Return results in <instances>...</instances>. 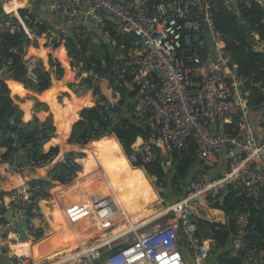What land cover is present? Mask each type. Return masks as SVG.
I'll return each mask as SVG.
<instances>
[{
  "label": "built area",
  "instance_id": "built-area-1",
  "mask_svg": "<svg viewBox=\"0 0 264 264\" xmlns=\"http://www.w3.org/2000/svg\"><path fill=\"white\" fill-rule=\"evenodd\" d=\"M218 1L222 0H140L138 3L135 0H0V57L15 50L3 43L1 33L5 30L19 29L21 25L25 30L24 39L47 38L45 53L49 56V66L35 53L39 58L38 67L31 68L26 63L29 56H26L23 62L25 78L36 85L41 83L47 70L62 64L59 49L67 42L51 20L40 16V8L44 5L45 11L49 10L62 22L71 23L86 4L89 6L87 25L76 24L67 29L68 34L92 31V37L101 36L111 49L112 60L110 64L103 60L101 68H97L86 67L80 59L73 69L79 78L106 79L113 88L125 78L127 69L121 70V67L131 66L141 84V94L133 102L131 114L136 118L146 117L150 125L149 141L143 149H138L143 153V160L149 162L154 156L150 144L169 152L180 151L189 139L198 145L196 157L204 170L195 174L194 171L183 189L178 184L170 186L172 198L164 200L165 211L159 216L174 214L173 220L177 223L169 221L138 234L133 242L121 243L127 245L117 251H113L115 247L101 248L111 243L99 245L92 252L79 255L84 264H187L188 254L181 250L184 246L194 264H228L222 260L224 253L239 258L241 264H264V237L259 244L247 237L260 235L258 231L246 230L251 214L248 205L235 213L238 235L229 245L217 237L224 223L213 222L215 226L209 229L210 237L200 226L207 209L218 208L216 203L222 205L231 186L244 191L255 201V207L264 211V80L238 72L234 50L226 44L214 21ZM223 1L228 9L239 15L238 21L247 30L246 39L253 49L264 51V43L254 32L253 23L240 17L239 0ZM257 1L264 5V0ZM22 9H28L30 14L22 16ZM109 18L116 21V32L134 33L142 41L143 48L126 53L117 46L106 24ZM91 24H98V27L90 28ZM41 25L45 29L39 34ZM202 49H206V54ZM6 60L12 63L11 57ZM257 90L261 98H256ZM113 93L117 100L122 98L119 92ZM95 97L100 106L115 111L120 109L100 93ZM7 121L18 124L11 118ZM4 123L0 121V138H16L15 131L1 129ZM39 125L37 123L36 127ZM45 133L52 135L54 130L46 129ZM90 135L97 133L92 131ZM90 135L74 137L72 142L87 144L92 139ZM35 138L42 139L39 130ZM45 140L33 149L27 165L19 160L20 150L26 152L33 140L16 139L7 155L0 145V174L21 173L27 166L45 171L44 175L26 180L12 190V208L8 206V210L14 209L17 221L27 218V228L37 238L44 230L39 224L40 214L35 204L46 195L45 184L40 179H57L62 163L77 169L80 160L74 155H65L52 166L58 152L48 151L47 157L40 159L34 157L35 150L41 148L43 151ZM130 161L136 162L137 158L133 156ZM30 208L32 214H28ZM4 213V209H0V216ZM16 233L19 237L20 232L16 230ZM0 237H3L1 231ZM104 252L109 254L104 256ZM11 256L17 264L32 263L27 254L11 253Z\"/></svg>",
  "mask_w": 264,
  "mask_h": 264
},
{
  "label": "trees",
  "instance_id": "trees-1",
  "mask_svg": "<svg viewBox=\"0 0 264 264\" xmlns=\"http://www.w3.org/2000/svg\"><path fill=\"white\" fill-rule=\"evenodd\" d=\"M135 1L138 3L140 0ZM238 3L240 17L253 23L255 29L254 32H256L260 41L264 43V5L257 0H243L241 3L239 0ZM20 12L22 16L30 14L28 9H22ZM35 12L36 11L33 13ZM214 13V21L217 30L221 33L226 44L231 46L234 50V63L238 66V72L254 76V78L258 80H263L264 51H255L252 45L247 41V30L239 23V15L236 14L234 10L228 9L223 0L216 2ZM106 24L112 32L116 45L122 47L126 53L136 52L143 48L142 41L134 33L116 32L114 30L115 22L111 20L106 19ZM39 28V34H41L45 28L43 25ZM24 33L25 30L21 25H19V29L5 30L1 33L3 36V43L7 46H12L15 49L14 52L8 53L6 57H0V70L2 72V74H0V121L1 123L5 122L1 129L4 131L10 129L17 134L16 138H0V145L4 147L5 155L10 152L12 144L16 139L24 138L27 140H33L31 148L26 151L29 157L32 155L33 149L42 143L43 139L48 141L50 138L54 137L56 134V127L53 124L54 114L45 100V97L50 95H55L58 98L69 96L70 105L73 107V113L71 111L69 112L70 108H65L63 106L60 107L57 101H51V104L55 107L57 112L56 114L59 119L60 129H63L60 131L61 138L67 137L70 134L73 123H75L70 141H72V138L74 137H86L90 135L92 131H95L97 136H102L97 138L99 140L93 141L96 140L94 138L97 136H95L90 142L94 144L93 147L101 157L108 158V156H111V158H114L116 156L124 155L126 159L127 156L129 158L133 156L137 158V161L132 163L136 167L132 166L128 159L125 161V166L123 165L122 169V163L118 160L113 159V161H117V163H112L111 165L112 167L117 168L111 185V190L115 191L116 188L119 190L116 199L122 205L124 212L127 215H139L136 212V207L152 208L159 205L161 202L158 190L154 185L151 176H148L147 172L158 178L157 182L159 185L161 182H164L165 185L171 187L178 184V186L183 189L194 170H204L200 161L196 157L198 145L193 139L188 140L187 145L180 149V153H173L171 156V166H167V156H165L161 149L156 145L150 144L154 156L149 162L143 160L142 151H138L134 148V144L139 137H144L147 141L149 140L150 125L142 118L135 119L131 117L129 119L126 114H124L127 110L126 107L128 106L129 108L131 105V101L135 100L136 97L141 94L140 85L138 84V76L133 73L129 64L121 67V70H123V68L127 69L124 72L125 78L120 79L113 87V89L119 92L122 97L118 102V107L120 109L116 110L120 114L116 116L115 114H112L107 107L99 105L95 94L97 92L100 93L101 89L99 87L101 86V79L99 78L98 80L93 81L88 78H79V74L73 68L80 59L85 62L86 67L101 68V62L103 60H106L110 64L112 60L111 49L101 36L96 35L95 38L92 37V31H87L80 35L73 34L71 36L61 33L63 38L67 39L66 45L59 49L62 57V64H58L55 69L47 70L45 74L42 75V82L36 85L24 77L26 67L23 62L26 60V56H30L32 54L31 51H34L43 57L44 61L42 62H44L46 66H49V56L45 53V43L47 42V38L39 36L33 40L24 39ZM101 49L103 51L102 57L96 56L93 53ZM40 50H42V52H40ZM10 57L12 58V63H9L6 60ZM68 57H71L70 61L65 60ZM42 62L41 67H43ZM51 67L53 66L51 65ZM7 72H9L10 75H7ZM54 84L57 86L53 87ZM14 91L18 92L22 96L21 99L26 100V102L23 104L17 103L12 97V92ZM106 92L107 91H105L104 95L102 94L103 98H108L110 95L106 94ZM255 95L256 98H261L258 90L255 92ZM81 106H84L81 112V119L76 121ZM27 109H30L29 112ZM26 113L29 114L27 119H25ZM9 118L13 119V121H17L18 124L15 125L7 121ZM37 123H40L38 127H36ZM46 129H52L54 130V133L48 135L45 133ZM38 130L42 134V139L35 138ZM63 131H65V136L62 134ZM53 143H58V140L55 139L53 142L50 141L51 145ZM51 151L58 152V148L55 147L51 149ZM75 154L77 156H84V154L80 152ZM90 154L91 151L89 152V156ZM47 155L48 154L44 153L41 148L35 150L33 154V156L38 159L47 157ZM89 156L84 159L85 167L89 160ZM141 166H143L147 172ZM61 168L62 171L58 173L57 179L47 181L40 179V181L45 184L44 189L46 195L43 198L49 199L51 197L50 191L57 185L56 182L66 183L76 177L75 171L78 168L75 169L68 163H62ZM120 169L121 176L120 180H118L116 175ZM83 173H79V177ZM78 181L73 186L71 185L74 182L67 185L61 184L57 188L55 187L53 192L54 200L58 198L59 191L63 186L75 187L76 191L84 189V187H82L84 183L82 182L81 184H78ZM229 189L228 194L224 198V203L222 205L216 203L219 208L226 212L227 216V223L222 226L220 231H217V237H219L222 243H227L229 245L230 241L238 235L236 233L235 213L245 205H248L251 214L246 230L249 232L258 231L260 235L256 237V235L252 234L247 235V237L249 236L255 239L256 243L259 244L264 237V211L255 207V201L248 198L246 193L241 189L234 186H231ZM154 190H156V192L148 195L145 202L144 195ZM69 193H71V191H69ZM162 193L167 199L172 198L170 192L164 190ZM127 203H132L134 206L130 208L126 207L125 204ZM35 206L38 207L37 203ZM114 207L115 204L109 206V214L107 218L113 217L112 209ZM148 211L151 214L153 213L152 210ZM209 214L212 216L211 212H209ZM208 224L210 226H215V224L205 220L200 222V226L203 230L208 228ZM87 232L86 236L93 231L92 229H89ZM126 245L120 244L113 248V251L120 250V248H124ZM108 254L109 252H104V256ZM224 254L222 255L224 263L241 264L239 258L229 257L226 256V253ZM224 256L226 257L225 260Z\"/></svg>",
  "mask_w": 264,
  "mask_h": 264
},
{
  "label": "crops",
  "instance_id": "crops-1",
  "mask_svg": "<svg viewBox=\"0 0 264 264\" xmlns=\"http://www.w3.org/2000/svg\"><path fill=\"white\" fill-rule=\"evenodd\" d=\"M88 8L89 6H86L85 4V6L79 11V13L76 15L75 19L71 23L62 22V20H60L59 17L56 18L54 17L55 15L53 13H49V10L45 11L46 7L44 5L40 8L41 11L39 12L41 17L51 20L55 29H58L60 32L68 36H71V34H68L67 29L72 28V26L74 27V25L76 24L87 25ZM109 20L113 21L112 18H109ZM114 22L116 23L115 20ZM91 25L92 26L90 28L98 27V24H91ZM99 32H101V30ZM40 52H42V50H40ZM31 53L32 54L29 56V60H27L26 63H28V65L31 66V68L38 67L37 66L39 63L38 57L41 56L38 55L37 57L36 55H34L35 54L34 51H31ZM93 53L96 56H100V57L103 56L102 49L97 50ZM0 74H2V72ZM7 75H10V73L7 72ZM100 83H101V86L99 87L101 89L100 94L104 95L105 91H107L106 94H110L108 98H114V93H113L114 89L110 86L109 82L106 79H101ZM56 86H57L56 84L53 85V87ZM12 97L17 103L23 104L26 102V100L21 99L22 96L18 92L15 91L12 92ZM45 98H46L45 100L51 107L48 99L49 96H46ZM66 99H70V97L69 96H63L61 98L57 97L56 101L59 102L63 107L68 108L66 107V103H65ZM83 108L84 106L83 107L81 106L79 110V114L77 116L78 119L76 121L81 119V112ZM27 110L29 112L30 109ZM56 113L53 112L54 114L53 124L56 127V134L54 137L48 140L43 146V152L45 153L51 151V149L55 147L58 148V154L54 158L51 165L54 166L68 153L77 156L75 153L80 152L83 153L84 156H77L80 158L79 168L78 170L75 171L77 177L72 179L70 182H66V183L56 182L57 185L55 187L57 188L61 184L67 185L71 182H74L71 185L73 186L80 178L78 184H81L83 182L84 184L82 185V187H84V189L79 191L80 189L78 188L79 190L76 191L75 187L63 186V187H71V188H65L63 192L62 189H60L58 198L54 200V195H53V192L55 190L54 187L50 191L51 197L49 199L41 198L37 201L38 207L35 206L37 207V210L36 209L35 210L38 211V213L40 214L39 224L40 225L43 224L42 228L45 231L44 235H42V237L40 236L41 238H38L37 241L41 239L43 240L44 238H48L49 241L48 246L50 251L45 255H40L41 253L39 251L37 253H34V246L36 245L37 241H32L31 239L28 240L19 239L20 236L18 237L16 233L17 225L11 226L9 224L4 223V221L0 223V231L2 232L3 235L2 238L0 237V247L1 245L6 246L9 255L13 253L17 255L27 254L29 255V257L31 256L30 257V260L32 262L31 264H38L40 261H42V264H63L66 261V258L63 257H66L67 255H70V257L71 255L74 256V254H77L78 252L82 251L83 249L88 247V245L91 243H97V244L103 243L107 245L108 241H112V242L116 241L117 239L122 238L123 236L129 234L132 230L136 229L137 227H141L146 223H149L150 221L154 220L156 217L160 216L165 211L162 199H160L161 201L160 204L152 208L149 207L143 208L140 206L136 207V212L137 214L140 213L139 215H127L124 212L122 205L116 199V195L117 193H119V190L117 188L115 189V191L111 190L113 178L116 173V167H112L111 165L112 163L113 164L117 163V161H113V159L118 160L120 163H122V167H121L122 169L123 165L125 166V161H127L126 157L124 155H121V156H116L114 158H111V156H108V158H104L97 154L95 148L93 147L94 144L90 141H89L90 143L88 142L89 144L73 143L72 141H70V137L75 123H73L70 134L67 137L61 138L60 131H62L63 129H60L59 119ZM28 117L29 114L26 113L25 119H27ZM100 136L94 138L96 140L93 139L91 140L97 141L99 140L97 138H99ZM90 137L93 138L95 136L90 135ZM55 139L58 140V143L55 144L53 143L51 145L50 141L53 142V140ZM140 141L141 144L139 145ZM143 142H144V138L139 137L136 143L134 144V148L138 149L142 147ZM78 147L81 148V150H77L76 148ZM90 151L91 154L89 156ZM88 156H89V160L85 167L84 159H86ZM19 160L22 164L25 165L28 164V156L25 151L20 150ZM131 165L133 166L132 163ZM137 168H141V167H137ZM121 169L119 170V172H117L116 175V178L118 180H120ZM43 170L40 169L36 170L27 166L24 169V171L21 173H16L12 175L1 173L0 174V209H4V211L6 212L9 209L8 206L9 205L11 206L10 195L12 190L22 185L23 182L26 180L36 179L44 175L45 171ZM79 173H83V174L79 177ZM147 174L148 176H150L148 172ZM69 191H71V193H69ZM153 192H156V190L148 194H145L144 201L146 197L152 194ZM111 204H115V207L112 209V213L114 214L112 217L113 221H111V218H107L109 214L108 209ZM132 206L134 205L126 206V207L130 208ZM159 207H161V209ZM148 210H152L153 213L151 214ZM209 212L212 213V216H210ZM121 220H123V222L119 223ZM203 220L211 223L215 221H220L226 224L227 223L226 212L221 208H215V209H213L212 207L208 208ZM99 223L100 226L98 225ZM120 224H123L124 227H122ZM211 228L212 226L210 225L208 226V228H206L205 235L210 237L209 229ZM89 229H92V231H94L92 233H98V235L92 234V236L94 237L90 239H86L87 238L86 235L88 233L87 231ZM18 248L20 251H18ZM48 258H50L49 262L47 260Z\"/></svg>",
  "mask_w": 264,
  "mask_h": 264
},
{
  "label": "rangeland",
  "instance_id": "rangeland-1",
  "mask_svg": "<svg viewBox=\"0 0 264 264\" xmlns=\"http://www.w3.org/2000/svg\"><path fill=\"white\" fill-rule=\"evenodd\" d=\"M264 80V79H263ZM55 97V98H54ZM52 98V99H51ZM56 96L55 95H50L49 96V103H50V105H51V108H52V111L53 112H55L56 113V110H55V107L51 104V101H56ZM59 103V102H58ZM65 103H66V105H67V107L68 108H70V111L73 113V107L70 105V100L69 99H66L65 100ZM59 105H60V107H62V105L59 103ZM57 115V114H56ZM104 137V136H103ZM102 138V137H101ZM136 143V142H135ZM144 147H142V149H143ZM77 150H81V148H76ZM139 149V148H138ZM138 149H136V150H138ZM66 155H70L69 153L68 154H66ZM127 156V155H126ZM129 157H127V159H128ZM134 166V165H133ZM136 167V166H135ZM142 167V166H141ZM117 169V168H116ZM78 170V169H77ZM144 170H146V169H144ZM147 171V170H146ZM151 176V175H150ZM77 177V176H76ZM151 178H152V180H153V183H154V185L156 186V188H157V190H158V194H159V196L161 197V199H162V202H164V200L165 199H167L164 195H163V188L161 187V186H159V185H157L156 184V182H157V178H156V176H151ZM64 188H66V187H62V190L64 189ZM131 205H133L132 203H130V204H126V206H131ZM164 205V204H163ZM165 206V205H164ZM160 209H161V207H159ZM219 208V207H218ZM35 209L37 210V207H35ZM138 214H140V213H138ZM114 214L112 213V216H113ZM174 217H175V215L174 214H171V213H168L166 216H164V217H162V218H159V216L158 217H156L154 220H152V221H150L149 223H146L144 226H141V227H137L136 229H134L130 234H128V235H126V236H123L122 238H119V239H117L116 241H113V242H111V244L109 245V246H106V247H101V248H105V249H112L113 247H115V246H117V245H120L121 243H124L125 241H130V242H133L134 241V239L136 238V236L138 235V234H141V233H143V232H149L151 229H153V228H155L156 226H159V225H165L166 223H168L169 221L171 222V223H177L175 220H173L174 219ZM124 220V219H123ZM123 220H121L119 223H122L123 222ZM111 221H113L112 220V218H111ZM118 223V224H119ZM43 225V224H42ZM99 226H100V223L98 224ZM120 225H123V224H120ZM45 232V231H44ZM94 232V231H93ZM92 234H94V235H98V233H90L88 236H87V238L86 239H90V238H92V237H94V236H92ZM44 235V234H43ZM42 237V236H41ZM41 237H39V238H41ZM97 238V237H96ZM91 240H94V239H91ZM95 247H93V248H89V249H87L86 251H83L82 252V254L83 253H88V252H92L93 251V249H94ZM95 249H97V247L95 248ZM183 252H186L187 254H188V258H187V264H194V262L190 259V256H189V252H187L188 250H187V246H184L182 249H181ZM51 253H52V251H51ZM77 253V252H76ZM40 254V253H39ZM81 254V255H82ZM41 255V254H40ZM75 255V254H74ZM48 257V256H47ZM63 258H66V261L63 263V264H68V263H70V264H84V262H83V257H78V256H76V257H73L72 255H71V257H70V255H67L66 257H63ZM48 260V262L50 261V258H48L47 259ZM60 260V259H59ZM58 261V260H57Z\"/></svg>",
  "mask_w": 264,
  "mask_h": 264
},
{
  "label": "water",
  "instance_id": "water-1",
  "mask_svg": "<svg viewBox=\"0 0 264 264\" xmlns=\"http://www.w3.org/2000/svg\"><path fill=\"white\" fill-rule=\"evenodd\" d=\"M206 30L209 31V28L206 27ZM202 52L206 54V49H202ZM36 88V87H35ZM37 89V88H36ZM130 119V117H127ZM14 209L7 210L3 215L0 216V223L4 221V223L9 224L11 226H16V230L20 232V240H28L31 239L32 241H37L38 238L32 233L31 230L27 228V218L23 217L20 221L16 220L15 216L13 215ZM32 208L29 209L28 214H32ZM0 264H17L15 263L14 259H12L11 255L7 250L6 246L1 245L0 247Z\"/></svg>",
  "mask_w": 264,
  "mask_h": 264
},
{
  "label": "clouds",
  "instance_id": "clouds-1",
  "mask_svg": "<svg viewBox=\"0 0 264 264\" xmlns=\"http://www.w3.org/2000/svg\"><path fill=\"white\" fill-rule=\"evenodd\" d=\"M138 84L140 85V90H141V84L139 83V78H138ZM115 91V90H114ZM138 96H140V94L138 95ZM137 96V97H138ZM136 97V98H137ZM109 99H111L112 100V102L113 103H116L117 105H118V102H119V100H117V98H115V96H114V98H109ZM136 100V99H135ZM135 100H132L131 101V105L129 106V108H128V106L126 107V111L124 112V114H126V116L127 117H132V118H135V119H143V120H146L147 122H148V119L146 118V117H140V118H136V117H134L132 114H131V111H132V107H133V102L135 101ZM112 114H115L116 116L118 115V114H120L119 112H117V111H115V110H109ZM149 124V123H148ZM144 138V137H143ZM149 141V140H148ZM146 139H144V142H143V145L145 144V143H147L148 142ZM155 145V144H154ZM143 147V146H142ZM142 147H140L141 149H142ZM158 147V146H157ZM139 148V149H140ZM160 149H161V151H162V153L165 155V156H167V166H171V156L173 155V153H180V151H173V152H169V151H166V150H164V149H162L161 147H159ZM139 151V150H138ZM141 151V150H140ZM129 160L131 159V158H128ZM131 162V161H130ZM131 163H133V162H131ZM143 167V166H142ZM198 172H202L201 170L200 171H198ZM196 173V171L194 172V174ZM192 175V174H191ZM152 176V175H151ZM157 178V177H156ZM190 178H191V176H190ZM157 181H158V178H157ZM156 184L157 185H159L158 184V182H156ZM159 186H161L162 188H163V191L165 190V191H168V192H170V190H169V188H170V186H167V185H165L164 184V182H161L160 183V185ZM144 226V225H143ZM116 247V246H115ZM12 257V256H11ZM13 259V258H12ZM15 261V260H14ZM16 262V261H15Z\"/></svg>",
  "mask_w": 264,
  "mask_h": 264
},
{
  "label": "bare ground",
  "instance_id": "bare-ground-1",
  "mask_svg": "<svg viewBox=\"0 0 264 264\" xmlns=\"http://www.w3.org/2000/svg\"><path fill=\"white\" fill-rule=\"evenodd\" d=\"M63 134H65V131H63ZM66 135V134H65ZM94 138V137H93ZM92 138V139H93ZM91 141V140H90ZM141 144V141H140ZM144 223V222H143ZM122 227H124L123 225H121ZM129 226V225H128ZM131 227V226H130ZM126 229V228H125ZM124 229V230H125ZM118 233V232H117ZM125 233V232H124ZM112 241H108V244H110ZM22 245V244H21ZM49 241L48 238H44L43 240H39L37 241L36 245L34 246V253H37L38 251L41 253V255H45L47 254L50 250H49ZM99 245H106L103 243L97 244V243H91L88 245V247H86L85 249H83L82 251L78 252L77 254H75L73 257L79 256L83 251H86L89 248H93V247H97ZM20 247V245H19ZM18 251L19 248H18ZM29 256V255H28ZM31 257V256H30ZM35 257V256H34ZM38 264H42V261H40Z\"/></svg>",
  "mask_w": 264,
  "mask_h": 264
}]
</instances>
